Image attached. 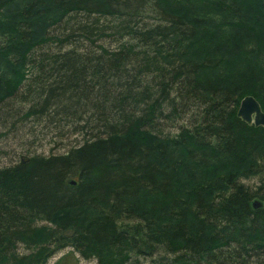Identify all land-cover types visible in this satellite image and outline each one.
I'll list each match as a JSON object with an SVG mask.
<instances>
[{"label": "trees", "instance_id": "1", "mask_svg": "<svg viewBox=\"0 0 264 264\" xmlns=\"http://www.w3.org/2000/svg\"><path fill=\"white\" fill-rule=\"evenodd\" d=\"M3 15L0 127L81 140L0 166V264H264V128L237 116L245 97L264 113V0H0ZM240 65L236 96L218 84Z\"/></svg>", "mask_w": 264, "mask_h": 264}, {"label": "rangeland", "instance_id": "2", "mask_svg": "<svg viewBox=\"0 0 264 264\" xmlns=\"http://www.w3.org/2000/svg\"><path fill=\"white\" fill-rule=\"evenodd\" d=\"M202 6V5H200ZM199 6V7H200ZM208 11L206 6L200 7ZM183 13V12H182ZM185 15V14H184ZM7 15H3L0 17V40L3 39V35L5 33V24L6 23ZM4 31L3 33H1ZM203 32V31H202ZM6 34V33H5ZM225 49L229 50V46H224ZM236 60L230 58L231 65L237 64ZM228 63V64H230ZM3 65L2 73L7 76V78H12L9 74V70L6 69ZM243 69V65L234 67V71L232 73H223L224 76L222 77V81L218 84L219 86H223L227 91L234 95H242L249 87L248 81L246 79H237L238 77L242 76L243 73L240 70ZM240 72V73H239ZM245 73L247 71L245 70ZM237 76H232V75ZM45 124L41 126H31L26 125V128H21L18 132L17 130H11L10 127L2 128L0 127V166L6 165L9 163V160L12 158L18 159V157L23 158L26 156H49L54 154L64 153L68 148L71 146L76 145L80 142L81 138L79 134L77 135H62L57 136L56 131L53 129L42 128ZM44 238V234L41 233L36 237L35 242H40ZM66 251H61L59 253L54 254L49 260L48 264H54L57 260H59L63 255H65ZM81 264H96L95 261L86 262L84 260H80Z\"/></svg>", "mask_w": 264, "mask_h": 264}, {"label": "water", "instance_id": "3", "mask_svg": "<svg viewBox=\"0 0 264 264\" xmlns=\"http://www.w3.org/2000/svg\"><path fill=\"white\" fill-rule=\"evenodd\" d=\"M237 116L247 124H253L255 127L264 128V113L261 111L259 104L252 97H245L240 101ZM71 186L75 185L74 181H70ZM260 203L254 201L253 209L260 208Z\"/></svg>", "mask_w": 264, "mask_h": 264}, {"label": "bare ground", "instance_id": "4", "mask_svg": "<svg viewBox=\"0 0 264 264\" xmlns=\"http://www.w3.org/2000/svg\"><path fill=\"white\" fill-rule=\"evenodd\" d=\"M260 107V106H259ZM261 109V108H260Z\"/></svg>", "mask_w": 264, "mask_h": 264}]
</instances>
